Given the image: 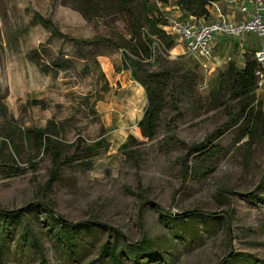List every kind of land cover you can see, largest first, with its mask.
<instances>
[{
	"label": "rangeland",
	"instance_id": "1",
	"mask_svg": "<svg viewBox=\"0 0 264 264\" xmlns=\"http://www.w3.org/2000/svg\"><path fill=\"white\" fill-rule=\"evenodd\" d=\"M130 4L141 17L142 0ZM164 5L157 3L154 11L167 24L181 19L179 13L170 16ZM130 21L117 0H0V167L9 163L19 170L0 171V207L10 210L46 201L68 220L117 227L128 241L146 235L157 249L148 264H264V128L247 143L241 119H233L213 141L221 152L202 167L200 177L194 175L198 166L192 160L189 174L183 176L179 161L185 144L202 140L228 119L219 104L228 93L218 88L217 80L230 59L243 65L245 54L234 43L242 37L254 40L256 32L219 34L216 41L223 45L214 47L212 54H228V59L215 68L208 62L204 66L197 55L175 54L172 49L150 58V69L160 72L156 76L169 78L164 107L151 139L135 125L129 128L127 134L135 140L126 153L119 148L127 139L126 129L116 124L128 107L133 82L109 85L106 63L96 56L104 52L121 64V50L107 39L127 38ZM96 37L101 40L80 41ZM161 65L178 78L177 107L171 102L173 78L161 73ZM255 93L264 104V95ZM101 99L113 103L107 127ZM239 101L229 102L232 112ZM48 121L53 151L60 159L73 156L60 165L49 184L52 152L39 147L29 132ZM100 136L106 144L88 152L87 146ZM8 155L13 159L6 162ZM155 203L174 214L201 209L206 219L166 222ZM229 207L233 210L229 230L205 215H222ZM41 216L27 211L24 220L43 245L44 261L40 263L37 253L22 241V222L0 240V264H94L100 244L108 238L105 230L82 235L77 254L69 256L46 233ZM228 255H234L231 261L226 260ZM100 264L111 262L104 258ZM122 264H130L129 259L124 257Z\"/></svg>",
	"mask_w": 264,
	"mask_h": 264
},
{
	"label": "trees",
	"instance_id": "2",
	"mask_svg": "<svg viewBox=\"0 0 264 264\" xmlns=\"http://www.w3.org/2000/svg\"><path fill=\"white\" fill-rule=\"evenodd\" d=\"M117 1L130 16L131 21L127 27L129 35L127 38L119 35V42L113 39H107V41L121 50L123 67L129 69L132 79L144 88L147 102L137 126L142 136L151 139L155 134L157 121L164 107V90L167 88L169 78L167 76L164 79L158 78L156 75L160 72L154 73L150 69L151 63L149 60L150 58L156 59L160 57L161 53L166 55L176 44L174 36L167 33L163 28L167 21L161 15L158 16L154 8H156L157 3L166 4L169 0H142L143 15L141 17L135 15L130 4L131 0ZM213 1L215 0H175L183 15L204 19H208L210 15L209 5ZM158 9L157 7V12ZM99 40L101 39L96 37L80 41L82 43H92ZM160 69L162 70L161 73L173 78L171 102L174 107H177L178 78L171 72V69H166L163 65L160 66ZM256 70L257 61L254 58V52L245 54L242 66H237L232 59L227 62L226 68L217 80V86L221 90H227V96L219 104L224 106L228 119L206 134L202 140L185 144V151L179 157L183 176L189 174V161L192 160L198 166V170L194 171V175L200 177L202 167L214 160L221 152V146L213 143V141L222 134L223 130L232 123L233 119H241L239 127L242 129V137L247 136L248 140L245 141L247 143L258 134L261 128H264V104L262 99L255 93L257 92L258 82ZM234 98H239L240 101L237 111L232 112L229 102ZM234 123H237V121H234ZM50 125L51 121H48L45 127L29 130L30 135L34 137L39 147L52 152L54 166L50 169L47 184L56 178L61 164L68 163L73 159V156H66L60 159L59 153L53 151L54 140L49 132ZM134 140L135 137L132 134H128L127 139L120 144V150L128 153L132 150L130 145L131 141ZM105 144V138L100 136L87 146V151H95ZM11 159H13V156L8 155L6 162ZM5 166L7 168L3 169L0 167V171L8 174H15L19 171L16 166L13 167L9 163H6ZM154 206L157 208L161 218L166 222L174 223L180 221L183 217L191 220L206 219L201 209H191L180 214H174L157 203ZM27 211L35 214L40 212L42 214L41 220L46 227V233L60 250L69 256L77 254V246L82 235H91L96 229H102L106 231L108 238L100 244L96 260L91 263L100 264L104 258H107L111 264H122L124 257H127L130 264H148L149 261L156 258L157 249L154 247L152 240L146 235H143L140 240L128 241L125 239L124 233L117 227H112L96 220H68L62 214L56 212L50 202L35 201L24 207L10 210L0 207V240H5L12 233L13 225L23 222L20 237L24 243H28L37 253L40 263L45 259L43 245L30 222L24 220L25 212ZM205 215L218 220L222 224L224 223L226 229L229 230V222L233 216V210L229 207L223 211L222 215H215V212H209ZM233 254L238 255V253ZM234 255H228L226 260L231 261Z\"/></svg>",
	"mask_w": 264,
	"mask_h": 264
},
{
	"label": "crops",
	"instance_id": "3",
	"mask_svg": "<svg viewBox=\"0 0 264 264\" xmlns=\"http://www.w3.org/2000/svg\"><path fill=\"white\" fill-rule=\"evenodd\" d=\"M169 1L171 2V0H169ZM215 3L218 5V7H219L220 11L223 13L224 17L227 20H230L233 22L240 21L246 17V14L242 13L240 10L241 5H245L249 11H251L253 9V6H254V0H215ZM164 6H165V9L164 8L163 9L170 12V14H169L170 16L179 13V14H181L180 16L182 19H188L189 18V16L182 14V11L175 4L174 1H173V3L168 2V4H165ZM209 9H210V15L206 21L215 22L219 18L218 11L213 6L212 7L210 6ZM219 34H221V33H217L216 34L217 37H215V39H214L213 51H214V47L216 48L219 45H223V43L216 41V38L218 39ZM225 44L226 43H224V45ZM234 46H236V48L239 49V52L241 54H247V53H251V52L253 53L255 50L259 49L260 39H259L258 34L256 33V37L254 40L253 39L248 40L247 37H242L240 40H238V42L234 43ZM171 51H174L175 54H180V53L185 54L186 53L185 45L183 43H181V44L177 43L175 45V47L172 48ZM171 51H170V54H171ZM111 56L112 55H109V54L104 53V52L101 54H98V56H96V59L98 61L102 62V64L106 63V64H104L103 70L106 74L108 84L112 85V84L117 82L120 85L128 86V85H130V83L133 82V84H131V87L129 89L130 97L128 99V107H127L126 111L124 112V114L120 115V117L118 119V123L116 124V126L118 128L126 129L125 132H126V135L128 136V134H130V133L127 134V132H131V130H129L130 127H132L133 125L138 127L137 122L142 117V114H143L145 106H146V102H147L146 95H145L144 88L138 82H136L135 80L132 79L131 74H130V70L123 67L122 59H120L121 64L115 63V61L112 60ZM171 56H172V54H171ZM226 57H228V54H224V55H222V57L212 54V58L208 62L209 66H212V68L219 66L221 64V62H224L225 60L228 59V58L226 59ZM257 92H260L261 94L264 95V84L259 90H257ZM99 103H102L101 107H103L104 111L106 112L104 114V126L107 127L112 122L111 121V118H112L111 112L113 109V103L111 100H104V99L99 100ZM98 106H99V104H98ZM123 141L124 140H121L119 142V144L122 143Z\"/></svg>",
	"mask_w": 264,
	"mask_h": 264
},
{
	"label": "built area",
	"instance_id": "4",
	"mask_svg": "<svg viewBox=\"0 0 264 264\" xmlns=\"http://www.w3.org/2000/svg\"><path fill=\"white\" fill-rule=\"evenodd\" d=\"M210 6L215 7L219 14V18L215 22H208L204 18L189 15L188 19H171L163 28L167 33L176 35L177 43L185 45L186 55H198L204 59V66L212 58L214 39L217 33L256 32L260 39V47L254 51V58L257 61V90H259L264 84V0H254L251 11L245 5H241L240 10L246 14V17L236 22L227 20L215 1L210 3L209 8Z\"/></svg>",
	"mask_w": 264,
	"mask_h": 264
},
{
	"label": "water",
	"instance_id": "5",
	"mask_svg": "<svg viewBox=\"0 0 264 264\" xmlns=\"http://www.w3.org/2000/svg\"><path fill=\"white\" fill-rule=\"evenodd\" d=\"M176 214H180V213H176Z\"/></svg>",
	"mask_w": 264,
	"mask_h": 264
}]
</instances>
